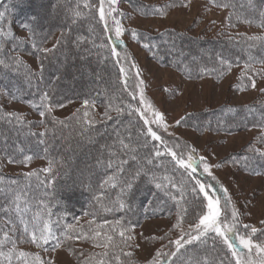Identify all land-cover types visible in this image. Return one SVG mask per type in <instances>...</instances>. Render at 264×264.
Here are the masks:
<instances>
[{
  "label": "trees",
  "instance_id": "16d2710c",
  "mask_svg": "<svg viewBox=\"0 0 264 264\" xmlns=\"http://www.w3.org/2000/svg\"><path fill=\"white\" fill-rule=\"evenodd\" d=\"M37 1H0L2 22H12L28 32L32 40L30 48L13 33L8 41L3 40L2 56L9 58L5 63L12 66L0 65V93L15 97L13 100L24 102L37 112L44 110L39 105L45 94V104L50 106L71 100H87L89 104L64 119L46 113L40 122L24 120L22 125L10 124L3 118L6 114L0 111V264H45L40 250L51 249L57 244L73 250L75 242L90 239L99 245L106 242L108 246L97 254L86 251V264H138L127 257L123 249L132 228L148 217L169 216L174 212L184 218L197 214L199 209L192 207L195 198L192 186L200 177L198 174L189 177L164 147L147 134L135 111L136 99L129 95L122 82L90 0H51L43 6L45 13L41 16L34 8ZM208 1L227 8L233 24L243 22L257 26L261 34H222L208 38L193 36L187 30H166L157 34L137 32V43L152 59L189 79L206 76L219 79L235 65L246 69L264 67V0ZM141 7V11L146 12L147 8ZM77 12L79 15L75 14ZM48 13L51 19L47 18L46 27L38 32L41 24L37 16L44 20ZM53 34L58 35L56 45L44 52L42 46ZM8 51L28 52L36 57L38 74L24 63L16 65V56L8 57ZM169 51L178 52L179 56L165 57ZM75 58L79 60L77 67L74 66ZM61 60L64 65L56 68ZM70 69H73L72 76L67 75ZM86 73L90 75L88 78L83 76ZM63 80H67V86L62 85ZM68 87L72 88L71 92ZM97 105L100 114L94 111L93 106ZM196 118L211 130L231 132L256 128L264 133V99L243 106L221 105ZM43 132L46 134L39 135ZM120 141L128 148H122ZM157 151L159 156L155 155ZM262 154L249 149L232 159L246 171L262 173ZM1 157L8 161L41 158L47 162V168L38 174L11 175L2 171ZM86 159L90 164L85 167ZM109 161L112 168L107 167ZM121 161L128 163L124 165L125 172L118 174L119 180H130L133 184L131 192L123 197L120 195L122 183L117 187L105 183ZM259 163L262 166L258 169L251 167ZM137 171L141 172L138 178ZM156 184L162 187L158 189ZM121 199L126 203L124 209L118 206ZM81 218L86 220L81 221ZM45 224L59 239L38 246L31 241V235L39 236L45 231ZM163 264L234 262L223 242L208 234L183 245Z\"/></svg>",
  "mask_w": 264,
  "mask_h": 264
},
{
  "label": "rangeland",
  "instance_id": "374dc122",
  "mask_svg": "<svg viewBox=\"0 0 264 264\" xmlns=\"http://www.w3.org/2000/svg\"><path fill=\"white\" fill-rule=\"evenodd\" d=\"M50 1L38 0L34 7L37 14L43 15L45 13L43 6ZM132 1L117 0L113 6L116 11L112 12L111 16H106L105 20H101L100 16L101 11H110L107 0H104L103 3L101 0H90V3H92V8L97 14L110 51L112 47L111 37L106 22L108 27L114 30L113 17L120 21L121 40L124 44L117 49L119 61L117 57L112 54L111 56L116 61L119 71L121 67L125 69L121 78L129 95L133 97L132 93L135 92V98H133L137 102L136 109L142 110L136 114L146 131L151 127L153 131L157 132V135L162 137L163 143L161 141L156 142L164 147V151L172 159V153H175L177 159L183 158L187 161L188 156L192 154V149H195L197 158H205L211 166L210 171L216 180L212 181L211 177L203 172V166L199 162L197 163L196 174L203 183H215L217 187L222 184L227 189L231 198V205L228 207V219L225 222L235 223L237 233L250 239L253 246L251 249L243 248L233 238L232 242L237 246L236 255H233V250L223 242L221 237L217 236L215 232L208 234L223 242L234 264H264V251H258L255 247L257 244L264 246V223H262L264 222V172L246 171L232 159L235 155L249 149H252L256 154L264 153V133L256 128L231 132L211 130L201 125V121L196 118V115L217 109L221 105L243 106L264 99V67L259 65L246 69V67L235 65L219 79L210 76L189 79L181 72L152 59L143 46L137 43L136 35H133L137 32L157 34L166 30L181 32L187 30L193 36L213 38L222 34L255 36L261 34V29L243 22L233 24L230 20V11L227 8L215 5L208 0H134L133 5H131ZM141 6L147 8L146 12L141 11ZM0 14H2L1 10ZM51 17L52 15L49 14L43 17L45 18L43 20L42 17L37 16V19L40 18L38 21L41 24L40 28L37 29L38 32L46 27L47 18L51 19ZM2 18L3 16L0 15V46H2L3 40L8 41L13 33L24 40L29 48L32 47V40L28 32L14 26L10 21L2 22ZM112 35H114V31ZM57 39L58 35L56 34L50 36L43 44L42 50L54 48ZM10 51L6 54L8 57H19L22 63L38 74L39 65L36 57L28 52L12 53ZM2 53L4 50L1 47L0 60H8L9 58H3ZM164 55L167 58L179 56L178 52L173 51ZM78 61L77 58L74 59L75 67L78 66ZM133 63L140 70L139 77H137L136 68L131 67ZM63 65L61 60L57 63L56 68H61ZM67 72L68 76H72L73 69ZM83 76L88 78L90 75L86 73ZM141 80L143 83H140ZM253 81L255 87H253ZM62 85L67 86V80H63ZM68 91L71 92L72 88L68 87ZM141 94L147 101L151 102V108L147 104H140ZM84 106L85 103L82 101L71 100L58 106H51L50 114L53 118L64 119ZM93 108L97 114L101 113L100 106H93ZM0 111L6 115L7 113L22 115L26 122H40L42 119L39 112L30 105L13 100L4 92L0 93ZM153 111H158L163 115L160 127L156 123L147 125L144 123L145 119L149 121L156 119L152 114ZM178 120H181L179 125L176 124ZM37 129L41 130V127H37ZM73 155L76 156V154L71 156ZM173 160L176 162V159ZM1 161L2 171L11 175L38 174L47 168V162L41 158L31 159L28 157L23 160L8 161L1 157ZM89 164L87 159L83 162L85 167ZM261 166L262 164L259 163L253 164L251 167L258 169ZM179 167L181 166L179 165ZM77 179H81L80 176ZM221 204L223 205V200ZM233 208L239 213L236 221H233L231 217ZM198 209L197 214L191 217L189 215L187 218L181 217L180 213L177 214L176 212L169 216L144 218L139 225L130 231L131 239H128L126 247L123 248L125 255L133 258L132 260L138 264H152L153 261L156 264H163L166 258L177 251L175 243L170 242L178 239L182 241L189 239L185 235L188 232L196 235L193 226L198 223L199 216L203 214L200 208ZM206 210L204 208V211ZM224 215L225 213L222 211L221 217L223 218ZM83 220L86 219L81 218V221ZM244 225L250 227L245 230ZM252 227L256 228L257 232L249 236L248 233L251 232ZM92 241L90 239L84 242H75L72 245L73 250L64 245L40 250L39 255L45 264H86L85 260L88 259L85 257L86 251L97 254L96 252L106 248L104 246L106 242L99 245L98 242ZM20 249L23 251L24 246ZM157 251L165 255L157 256Z\"/></svg>",
  "mask_w": 264,
  "mask_h": 264
},
{
  "label": "snow or ice",
  "instance_id": "6c2138e0",
  "mask_svg": "<svg viewBox=\"0 0 264 264\" xmlns=\"http://www.w3.org/2000/svg\"><path fill=\"white\" fill-rule=\"evenodd\" d=\"M101 2L103 3L104 0H101ZM108 4H109V9L110 11L105 12V11H101V20H105L106 16H111L112 12L116 11V9L113 7L116 3L117 0H107ZM223 6H227V5H223ZM76 15H79V13H75ZM2 15V14H0ZM262 15H264V13H262ZM113 22L115 24V28L114 30L111 27H108L107 22H106V27L107 30L109 32V35L111 37V54L115 57H117V60L119 61V52H118V47L123 46L124 42L121 40V34H122V28L120 26V21L116 20L115 17H113ZM24 27H29L28 25H24ZM114 31V35H112ZM123 31H127V30H123ZM133 35L135 36L136 34L133 33ZM145 47H148V45H145ZM44 52H48L50 51L49 49L45 48L43 49ZM15 64L19 65L22 63V61L20 60L19 57H15ZM226 63V62H225ZM0 65H2L5 68L11 67L12 65L5 63L4 60H0ZM41 67H43L41 65ZM132 68H136V74L137 77H139L140 75V70L139 68L136 67V65L133 63L131 65ZM120 73L121 75H124L125 73V69L123 67L120 68ZM42 74V73H41ZM140 83H143V81L141 80ZM253 87H255V83L253 81ZM133 97L135 98V92L132 93ZM15 97H13L14 99ZM47 100V94H45L43 97H41V103L39 105V107L44 108V110L40 111L39 114L41 117H45L46 113H50L51 112V106L48 104H45V101ZM86 105L89 104V101L85 100L84 102ZM140 104H147L149 108L152 107L151 102L147 101L145 99V97L143 96V94H141L140 96ZM35 106V105H34ZM119 109H117V112L119 114ZM136 112H142V110L140 108L135 109ZM143 114V113H142ZM153 116L156 117V119L154 121H149L147 119L144 120V123L150 124V123H156L158 127L161 126L160 121L163 120V115L158 112V111H153L152 112ZM105 115H107V112H105ZM4 119H7V121L11 124V123H15V124H23L24 123V118L22 115H17L16 113H7V115L5 117H3ZM108 119H112V117H108ZM181 120H183V118H181ZM181 120L176 121V124L179 125L181 123ZM91 123V122H90ZM46 132L40 133L39 135L43 136L45 135ZM147 134L150 135L152 137V139L154 141H161V143H163L162 137L160 135H157L156 131H153L151 127H149L147 129ZM120 144L122 146V148L127 149L128 145L124 144L123 141H120ZM171 151V150H169ZM191 153L188 158L187 161H185V159L183 158H176V154L172 153L173 159H176L177 164H179L186 173H188L189 177H195V174L197 172V163L199 162L200 164H202L203 166V172L207 174V176L211 177L212 181L216 180V177L212 175V172L210 171V165L206 162L204 157H196L195 156V149L191 150ZM156 156L160 155V152L157 151L155 153ZM264 155V154H262ZM132 160L135 161L136 160V156L133 155L132 156ZM99 162V161H98ZM127 161H121V163L119 165L116 166V172L113 173V175L108 176L106 178L105 183H112L113 187H117L120 186V184L122 183L124 185V187L121 188V197L124 196L125 193H130L132 188H133V184L132 182L129 181H120L119 180V175L118 174H123L125 172V168L124 165L127 164ZM107 167L112 168L113 165L111 163V161L108 162ZM144 175H147V173H144ZM141 176V172L137 171L136 172V177H140ZM156 188L160 189L162 187L161 184H156L155 185ZM175 185H173L174 187ZM198 189V191H197ZM168 189H165V192H167ZM192 191L195 193V198L192 201V207L194 208H200L201 212L203 213L202 215L199 216L198 219V223H196L193 227L194 230L196 232V235H192L191 232L186 233L185 235H187L189 237V239L187 240H181L178 239L174 242H170V243H175L176 245V249L177 252L179 251V249L181 247H183L184 244L187 243H191V241L193 240H199L201 237L206 236L208 233L210 232H215L217 234V236L221 237L223 239V242L225 244H227V246L233 250V255H236V251H237V246L235 243H233V238H235V240L239 243V245H241L243 248H249L251 249V247L253 246L252 241L250 239L245 238V236L243 235H239L237 233L236 230V224L232 223H226L225 221H227L228 217H227V210L228 207L231 205V198L228 194V191L226 188H224V186L222 184H220L217 187V184L215 183H203L201 182V180L199 178L195 179V183L192 186ZM201 194H202V198H201ZM223 200V205L221 204V201ZM206 202V204H205ZM118 206L120 209H124L126 207V203L123 199H121L118 202ZM204 208H206L207 210L204 211ZM111 210V209H109ZM187 211V210H186ZM222 211L225 213L224 217H221V213ZM239 216V213L233 208L232 212H231V217L233 221H236L237 218ZM264 223V222H262ZM245 230H247L250 226L249 225H244L243 226ZM48 229V225L45 224V231H41L40 235L37 236L36 234H32L31 235V241L35 244H37L38 246H42L43 244H46L49 240H58V237H54L52 232ZM27 228H25V232L27 233ZM257 232V229L252 227L251 228V232L248 233L249 236H251L252 234H255ZM99 233H96V236H99ZM124 233H121V236H123ZM5 238H7V234H5ZM108 240H111V237H107ZM128 239H131V236L128 237ZM56 246H59L58 244ZM105 247H107L108 245L105 244ZM255 247L257 248L258 251H264V246L262 245H255ZM160 255H165L159 251H157V256ZM176 252L172 253V256H175ZM152 264H156L155 261L152 262Z\"/></svg>",
  "mask_w": 264,
  "mask_h": 264
}]
</instances>
